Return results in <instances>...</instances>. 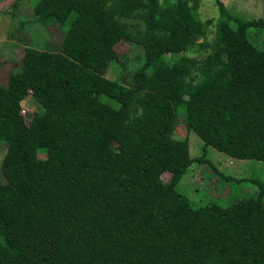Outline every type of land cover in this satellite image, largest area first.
Segmentation results:
<instances>
[{
    "label": "trees",
    "instance_id": "16d2710c",
    "mask_svg": "<svg viewBox=\"0 0 264 264\" xmlns=\"http://www.w3.org/2000/svg\"><path fill=\"white\" fill-rule=\"evenodd\" d=\"M198 6L36 1L60 50L20 47L0 80V264H264L263 182L224 205L178 190L201 161L173 138L180 108L204 149L264 160V20L220 4L209 41ZM122 40L142 51L130 84L105 76Z\"/></svg>",
    "mask_w": 264,
    "mask_h": 264
},
{
    "label": "rangeland",
    "instance_id": "374dc122",
    "mask_svg": "<svg viewBox=\"0 0 264 264\" xmlns=\"http://www.w3.org/2000/svg\"><path fill=\"white\" fill-rule=\"evenodd\" d=\"M36 1L0 0V80H4L11 66L19 62L20 47L28 45L43 50H60L59 36L37 22ZM220 4L233 16L264 20V0H199L198 17L204 22L213 21L208 28L209 41H213L216 36L215 23L221 16ZM251 38L264 48V29L254 30ZM116 50L119 58L106 70L105 76L130 84L141 63L142 51L128 40L118 43ZM185 54L201 59L206 52L194 49ZM178 56V53H169L165 58ZM40 108L41 105L31 94L21 102V112L26 121ZM183 111L184 108L178 110L173 138L188 140L192 156L199 157L201 161H196L188 169L178 190L187 195L195 207L209 203L228 204L236 198L258 191L260 183H264V160L235 159L210 146L204 149V142L187 126ZM6 150L7 142L0 140V176Z\"/></svg>",
    "mask_w": 264,
    "mask_h": 264
}]
</instances>
